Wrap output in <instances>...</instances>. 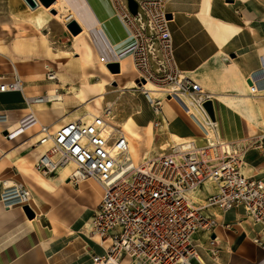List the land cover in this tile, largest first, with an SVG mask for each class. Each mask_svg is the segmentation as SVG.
Listing matches in <instances>:
<instances>
[{
	"label": "crops",
	"instance_id": "1",
	"mask_svg": "<svg viewBox=\"0 0 264 264\" xmlns=\"http://www.w3.org/2000/svg\"><path fill=\"white\" fill-rule=\"evenodd\" d=\"M35 1L32 7L25 0H0V74H7L9 56L18 62L29 61L23 59L22 53L32 51L40 43L38 33L65 36L67 23L74 21L80 30L77 41L71 34L72 51L85 64H90L83 56L86 50L91 53V63L100 56L107 61L104 65L118 63L119 71L112 81L121 82L124 89L129 84L126 89L137 91V96L147 102L133 85L136 73L131 52L135 41L112 0H54L48 6ZM166 10L178 67L210 95L218 136L239 145L244 172L264 182V92L251 99L245 84L249 73L264 62V0H172ZM67 13L72 15L65 20ZM220 23L232 26L224 43L207 27ZM121 60L127 62V72H121ZM52 82H23L24 91L28 95L47 94ZM56 83V90L66 94L61 81ZM169 99L163 100L156 115L161 126L167 123L181 137L199 136L188 115ZM24 104L18 91L0 94V116L4 117L0 119V264H92L93 254L102 250L96 239L85 237L83 229L99 204L103 189L91 179L68 181L64 168L47 176L35 169V163L51 146L50 140L41 139L69 120L63 115L51 118L43 112L55 111L54 105ZM34 111H42L41 115L48 118L46 132L37 124L29 132L6 138L25 115L33 112L35 116ZM237 111H252L254 117L247 119ZM67 166L71 171L73 165ZM5 180L29 191L27 204L3 202ZM25 205L34 212L33 218L27 217ZM215 213L219 223L230 227L219 224L215 228L218 262H211L199 249L206 264H264V247L254 241L262 234L261 227L246 219L240 209ZM33 221L39 223V232Z\"/></svg>",
	"mask_w": 264,
	"mask_h": 264
},
{
	"label": "built area",
	"instance_id": "2",
	"mask_svg": "<svg viewBox=\"0 0 264 264\" xmlns=\"http://www.w3.org/2000/svg\"><path fill=\"white\" fill-rule=\"evenodd\" d=\"M112 1L135 41L133 85L153 113L159 114L162 100L175 92L191 93L203 106L210 95L180 70L175 57L166 10L172 0H134L135 13L128 2ZM45 73L49 81H59L55 70ZM146 82L156 85L163 99L152 100ZM22 83L16 70L0 74V94L19 91ZM44 103L39 96L31 98L29 105ZM111 109L104 107L86 120L71 119L53 134H46L41 142L50 140L51 146L35 163V169L46 176L73 165L69 181L91 179L102 187L101 200L88 224L89 239L96 237L102 250L93 254L92 264H206L197 241L205 238L215 259L219 252L215 228L219 224L230 227L219 223L216 211L240 209L246 219L261 227L262 234L254 241L264 247V239H260L264 235V182L244 172L238 144L215 138L199 144L174 142L166 153L134 162L126 135L104 130ZM35 123L36 116L30 112L5 136L13 139ZM153 126H161L159 117ZM17 191V203L27 204L29 191L21 185Z\"/></svg>",
	"mask_w": 264,
	"mask_h": 264
},
{
	"label": "rangeland",
	"instance_id": "3",
	"mask_svg": "<svg viewBox=\"0 0 264 264\" xmlns=\"http://www.w3.org/2000/svg\"><path fill=\"white\" fill-rule=\"evenodd\" d=\"M124 1L127 3V0ZM71 34L72 33L68 29L67 35L65 36L58 34L46 36L38 33L40 43L36 47H33L32 51L22 53L23 59L29 61L18 62L15 58L9 56L7 68L5 69L6 73L9 74L13 71L14 67L12 63H14L17 67V72L24 83H27L30 79L38 80L42 84L52 82L46 78L45 68L37 74L27 72L28 69L37 64L47 63L48 67L55 68L56 74L61 80L62 92L65 93L69 90L72 92L65 94L66 102L63 105L65 111H43L44 113H49L51 118H58L60 115H63L64 117H67L66 120L75 119L77 117L86 120L90 118L89 115H85L88 110L96 114L102 112L104 107H111L113 109L114 121L116 123L122 124L127 120H131L136 131L140 134L141 141L136 145L139 149V153L141 149L143 152H145V150L148 151L149 155L166 153L168 149H166L165 152L163 151L164 149L161 148L162 142L167 141V143L173 144L172 142L178 141L166 135L165 130L157 132V129H159L160 126L153 127V121L156 119V115L151 111L152 109L150 110L151 107L149 108V104H146L147 102L141 98L142 96H137V91L129 88L126 89L129 84L124 86L125 89L123 88V91L125 93L121 96H119V91H113L115 87H122L121 82L118 81L117 83V81L111 80V74H117L118 72L110 73V70L103 64V60L101 59H98L95 63L85 64L82 61L84 59L78 57L79 55L70 48ZM72 61H78V64L72 63ZM79 62H83L84 64H80ZM102 65H104V67H102ZM83 66L84 68H81ZM99 86H104L109 93L98 96L95 93V90H97ZM66 87H68L69 90L66 89ZM76 89H78V92ZM79 91H82L83 93L80 94ZM67 104H69L68 107ZM36 112L37 115H39L40 120L43 122L44 117L41 115L42 111ZM47 119L48 118L44 119V122ZM149 132H152V138L154 137V139H151L148 135ZM88 220L85 229H83L86 238H90L88 232ZM256 226L257 228L260 227L259 225ZM200 240L202 241L198 240L197 245L204 253V256L206 255L211 262H218L217 259L210 256L205 238H200Z\"/></svg>",
	"mask_w": 264,
	"mask_h": 264
},
{
	"label": "bare ground",
	"instance_id": "4",
	"mask_svg": "<svg viewBox=\"0 0 264 264\" xmlns=\"http://www.w3.org/2000/svg\"><path fill=\"white\" fill-rule=\"evenodd\" d=\"M71 15L72 14L67 13L64 17L65 20L69 19V17ZM55 17L60 18V15L56 14ZM14 26H15V29L19 30L18 25L15 24ZM207 27L210 30V32L212 33V35H214L221 43H224L226 41L227 36L232 33L231 32L232 26L228 25L226 23H220L217 27H214L210 24H207ZM15 32H17V30H15ZM77 34H74V36H73V38L76 41L78 40V37H79ZM83 56L85 58L86 63H91L90 61H92V56H91V53L89 50H86L83 53ZM98 58L103 60V64H105L107 62L103 56H100ZM12 65H13L14 69L16 71H18L15 64L12 63ZM102 67H104V65H102ZM43 68L46 69L45 71H47L49 69L55 70L54 67H52V68L48 67L47 63H41V64H37V65L33 66L32 68L28 69L27 72L31 73V74H37V73L41 72ZM81 68H84V66ZM127 70H128L127 62H125V60H121V72H127ZM111 75H112V77L115 76V74H111ZM112 77H111V80H112ZM57 78H58V76H57ZM247 79H249V81H246L245 84L247 86L249 98L254 99L255 96H258L261 93H263L264 92V62L260 63L259 69L255 70L252 73H249V75L247 76ZM60 81L61 80L59 79V82ZM52 83L54 85H52L51 90L47 94L44 93V94H30V95H28L24 91V85L22 83V88H20V90L18 92L24 98V101H25L24 106L25 105H27L28 107L30 106L29 102H30L31 98L43 96L45 103L43 105H40L41 107H44L47 104H51V105H54V109L56 111H63L64 108L62 106L66 102L65 94L60 93L56 90V88L58 87L57 86L58 84L56 82H52ZM250 83H253V89L250 88V85H251ZM144 86L146 87L147 92H148V94L152 100L156 99V98L163 99L164 94L160 91V89L156 85H154L151 82H146L144 84ZM66 89L69 90L68 87H66ZM76 91L78 92V89H76ZM113 91H119L118 92L119 96H121L125 93L123 91V87H120V88L115 87ZM68 92H72V91L69 90V91H67V93ZM79 93L82 94L83 92L79 91ZM95 93L98 96H101V95L108 94L109 91H107V89L104 86H99V88L97 90H95ZM169 100H173L180 107V109H182L183 112L186 115H188V117L192 120L195 127L199 130L200 135L199 136L189 135L187 137H181L175 131L169 129L168 126H166V125H168L167 123H165L164 125L159 127V129H157V132L158 131L162 132L165 130L166 135H168L169 137L178 141L175 143L193 142L195 144H199L200 142L206 141V139L211 140L212 138L221 140L218 136L215 121H213L211 119H210V121L207 120V117H206L207 112L203 106L200 107V104L197 101L198 99L195 97V95H192L191 93L181 94V93L175 92V93H172V97ZM237 112L247 119H252V117H254V114L252 111H237ZM34 113L36 116V123L33 124V126L39 124L40 126H42V130L44 132H46L47 130L45 128L46 125L44 122L45 118L43 119V122H42L39 118V115H37V112L34 111ZM85 115L93 116L95 114L92 111L88 110ZM3 118L4 117L0 116L1 120ZM109 119H110V122L106 123V126L104 127L105 132L111 133V132L120 131L126 135V137L129 140V143H130V157L134 160V162H140L143 158H145L149 155L148 151L145 150V152H143V151H141L142 149L140 150V153H139V149L137 148L136 145L140 143L141 136L136 131L131 120H127V121H125V123H122V124L116 123L114 121V114H113L112 109L110 111V118ZM33 126H31V127H33ZM31 127L26 128L22 133L29 132ZM17 128H18V126L15 127L14 129H12V131L16 130ZM55 131L49 132L47 134H53ZM148 135L151 137V139H154V137L152 138V136H153L152 132H149ZM224 142L227 143V141H224ZM172 143H174V142H172ZM169 145H171V144L167 143V141L162 142L161 148L164 149L163 150L164 152L166 151V148ZM64 170H65L64 174L66 176H69L72 172V170L70 171V168L68 166L64 167ZM2 184L4 185L3 192L1 195L2 200L7 199V200H5V202H7L9 205L16 204L18 201V191H17L18 185H13V182L10 180H5V181H3ZM33 224L35 225L36 231L39 232L41 230L39 223L33 221ZM94 239H97V238L95 237ZM199 241H202V240H199Z\"/></svg>",
	"mask_w": 264,
	"mask_h": 264
},
{
	"label": "water",
	"instance_id": "5",
	"mask_svg": "<svg viewBox=\"0 0 264 264\" xmlns=\"http://www.w3.org/2000/svg\"><path fill=\"white\" fill-rule=\"evenodd\" d=\"M30 6L34 7L36 5V1L35 0H25ZM54 0H39V2L44 5V6H48L50 5ZM128 2V6L130 7L131 11L133 13H135L136 11V2L134 0H127ZM52 13H54V11H52ZM168 18L169 15H168ZM67 29L74 35L77 34L79 32V27L78 25L74 22V21H70L69 23H67ZM107 68L110 70L111 73H117L119 71V67H118V63H108ZM142 82H144V80H142ZM203 107L205 108L206 112L209 114V116L211 117V119H214V114H213V109H212V102L211 100H206L203 103ZM23 210L26 213L28 218H33L34 217V212L30 209V207L28 205L23 206Z\"/></svg>",
	"mask_w": 264,
	"mask_h": 264
}]
</instances>
